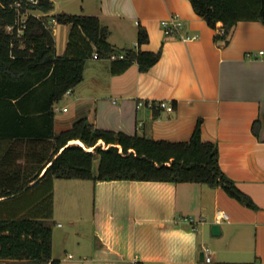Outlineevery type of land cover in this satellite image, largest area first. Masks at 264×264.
I'll use <instances>...</instances> for the list:
<instances>
[{
    "label": "crops",
    "instance_id": "0c3cea01",
    "mask_svg": "<svg viewBox=\"0 0 264 264\" xmlns=\"http://www.w3.org/2000/svg\"><path fill=\"white\" fill-rule=\"evenodd\" d=\"M51 1L49 12L33 14L47 20L59 56L70 26L55 21L58 13L98 17L118 51H161L144 72L132 63L111 74L110 59L89 58L82 81L53 105L55 134L86 117L102 129L185 141L201 120L202 140L217 145L221 169L256 205L247 207L221 187L195 182L55 178L52 258L58 264H264V53H259L264 24L239 21L226 42L214 38L216 31L189 0ZM172 15L182 26L167 36L161 22ZM138 25L148 35L139 47ZM247 52L256 57H246ZM159 101L172 103L173 109L158 107ZM10 145L0 140L2 172L13 168L6 163L15 153L41 148ZM20 154L16 163H29ZM216 209L228 219L216 222ZM185 217L198 222L191 226ZM84 223L90 226L88 236ZM215 223L219 228L213 234Z\"/></svg>",
    "mask_w": 264,
    "mask_h": 264
},
{
    "label": "trees",
    "instance_id": "16d2710c",
    "mask_svg": "<svg viewBox=\"0 0 264 264\" xmlns=\"http://www.w3.org/2000/svg\"><path fill=\"white\" fill-rule=\"evenodd\" d=\"M189 1L208 26L223 29V33L214 35L216 40L227 42L239 21L264 24V0ZM16 2L20 3L18 9L14 7ZM52 8L51 0H0V140L10 142L14 150L29 143L41 147L30 153L27 149L15 153L13 162L6 163L13 168L0 171V260L58 264L52 258L55 178L202 183L221 187L243 205L256 208L221 169L217 145L202 140L201 120H197L185 141L156 140L102 129L86 117L55 134L53 105L82 81L86 61L93 53L109 59L119 51L109 43L108 28L98 17L58 13L55 21L68 24L70 29L65 52L57 55L47 20L33 14L47 13ZM23 13L26 15L21 23L18 19ZM7 26L12 29L7 30ZM147 41L145 28L138 25L137 47ZM121 51L123 58L110 59L111 74L124 72L132 63L140 71H147L161 55L160 49ZM20 153L29 161L24 166L16 163ZM95 158L98 164L94 172Z\"/></svg>",
    "mask_w": 264,
    "mask_h": 264
},
{
    "label": "built area",
    "instance_id": "2783aa9c",
    "mask_svg": "<svg viewBox=\"0 0 264 264\" xmlns=\"http://www.w3.org/2000/svg\"><path fill=\"white\" fill-rule=\"evenodd\" d=\"M27 1H29L31 3H37L38 2V0H27ZM19 6H20V3L19 2H16L14 4V7L16 9H18ZM25 15H26L25 13L21 14L20 17H19V19H18V21H20L21 23H23L24 22V19H25ZM161 25L163 27L164 34L167 35V36H170V35L174 34V32L176 30H178L179 28H181L182 22L179 20V18L176 15H172L168 20H163L161 22ZM11 29H12V26H7V30H11ZM215 31H216V34L223 33V29L222 28H219V29H217ZM259 53L262 54V53H264V51H259ZM245 55H246V57H256V55H253L250 52H247ZM123 56H124V51L114 52V53H112L109 56V59L123 58ZM92 57L93 58H98V56H97L96 53H93ZM146 104L149 107H152L153 106V103L152 102H147ZM157 105H158V107L163 108V109H166L168 111H171L173 109L172 103H170L168 101H159L157 103ZM63 110H65V108ZM214 216H215V221L216 222L225 221L229 217L228 214L225 211L221 210V209H216L215 210V213H214ZM184 220L187 221L189 223V225H191V226H194L198 222V220H195L192 217H185ZM205 260L206 261H210V257L209 256H206L205 257Z\"/></svg>",
    "mask_w": 264,
    "mask_h": 264
},
{
    "label": "rangeland",
    "instance_id": "374dc122",
    "mask_svg": "<svg viewBox=\"0 0 264 264\" xmlns=\"http://www.w3.org/2000/svg\"><path fill=\"white\" fill-rule=\"evenodd\" d=\"M35 13H37V12H35ZM97 164H98V158H95L94 165H93V171L94 172L96 171ZM60 223L63 225L64 228H66L68 230L70 229V224L66 219H64V218L60 219ZM82 231H83L85 236H88V234L90 232V226L88 223H84V226H82ZM11 261H12L11 264L12 263L13 264H21V263L30 264L28 261H23V260H11ZM0 264H4V262H0ZM8 264H10V263H8Z\"/></svg>",
    "mask_w": 264,
    "mask_h": 264
},
{
    "label": "water",
    "instance_id": "95a60500",
    "mask_svg": "<svg viewBox=\"0 0 264 264\" xmlns=\"http://www.w3.org/2000/svg\"><path fill=\"white\" fill-rule=\"evenodd\" d=\"M218 228H219V227H218V224H216V223L213 224V225H212V233L214 234L215 232H218Z\"/></svg>",
    "mask_w": 264,
    "mask_h": 264
}]
</instances>
